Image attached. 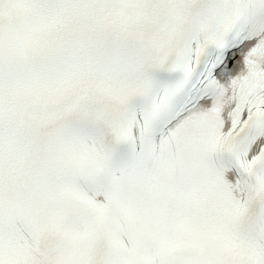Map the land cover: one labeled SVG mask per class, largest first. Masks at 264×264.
Here are the masks:
<instances>
[{"label":"snow or ice","instance_id":"6c2138e0","mask_svg":"<svg viewBox=\"0 0 264 264\" xmlns=\"http://www.w3.org/2000/svg\"><path fill=\"white\" fill-rule=\"evenodd\" d=\"M0 264H264V0H0Z\"/></svg>","mask_w":264,"mask_h":264}]
</instances>
